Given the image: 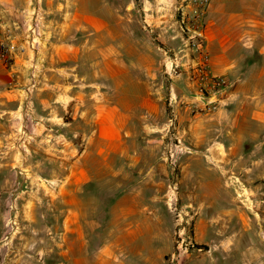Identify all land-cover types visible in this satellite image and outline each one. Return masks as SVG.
Instances as JSON below:
<instances>
[{
    "label": "rangeland",
    "instance_id": "1",
    "mask_svg": "<svg viewBox=\"0 0 264 264\" xmlns=\"http://www.w3.org/2000/svg\"><path fill=\"white\" fill-rule=\"evenodd\" d=\"M110 2L107 11L113 17L115 32L102 47L103 63L95 69L88 67L69 89L79 98L76 110H87L92 115L109 107L124 109L127 123L123 139L112 143L119 148L113 149L115 155L109 156L104 180L83 185L77 197H58L55 192L65 183L61 176L68 171L69 161L85 153L86 139L78 131L82 119H72L66 111L56 119L46 116L47 102L43 97L52 88L36 78L27 85L12 86L20 89L24 97L14 114L9 115L8 143L0 147L2 154H9V181L0 188H9V213L0 217V253H9L13 258L9 264L57 262L67 247L60 244V237L71 206L77 209L74 217L79 224L78 235L89 240L87 245L71 246L72 252L96 251L106 233L108 238H114L111 247L115 252L146 255V259L139 260L141 264H206L212 261L217 247L198 241L194 226L197 210L233 205L234 197L220 196L214 190L242 188L251 183L238 176L236 179L229 168L198 144L199 134L193 131L199 124L212 122L210 113L214 110L206 107L207 102L193 79L192 60L197 53L190 50L181 30L188 22L184 19L182 23V16L184 13L190 16L191 7L184 0ZM18 7L10 17L18 22L21 30L17 29V33L21 42H25V15L30 6ZM156 14L157 21L153 20ZM43 30L44 26L39 31L41 37ZM45 43L44 39L37 50L24 43L30 60L38 65L43 62ZM20 52L24 49L20 48ZM95 59L101 58L94 54L92 60ZM13 60L10 50V61L0 60V65L9 72ZM92 60L88 66L93 64ZM104 72L116 75L108 81ZM0 91H9V76L5 85H0ZM68 137L71 140L67 144L64 139ZM88 151L95 162L100 158L93 156L97 149ZM240 171L244 172L242 168ZM44 176L53 179L45 181ZM239 177L244 179L243 174ZM256 184L260 195H253V199L256 206H262L264 185ZM199 189L209 193L199 195ZM125 192L130 195L120 201L121 208L132 206L134 210L128 219H135L138 225L139 221L150 225L147 232L133 229V235L139 233L135 239L117 238L116 235L125 232L116 229L117 224L127 226L125 214L110 210ZM238 198L240 204L246 201L244 197ZM110 224H115L111 225L113 229ZM229 227L220 229H225V235L229 236ZM218 230L213 229L205 238L220 236ZM180 237L184 240L182 244Z\"/></svg>",
    "mask_w": 264,
    "mask_h": 264
},
{
    "label": "crops",
    "instance_id": "2",
    "mask_svg": "<svg viewBox=\"0 0 264 264\" xmlns=\"http://www.w3.org/2000/svg\"><path fill=\"white\" fill-rule=\"evenodd\" d=\"M28 4L29 0H0V20L5 26L1 37L9 41L14 59L9 64V72L0 65V85H5L9 76V91H0V147L8 143L9 115L14 114L24 97L20 89L12 86L27 85L33 78L48 85L52 90L43 97L47 102L46 116L51 118L52 115L56 119L66 111L72 119H82L78 131L86 139L85 153L69 161L68 171L61 176L65 183L55 192L58 197H77L83 185L105 179L109 156L114 154L113 149L119 148L112 143L123 139L127 123L124 109L109 107L105 112L97 111L92 115L87 110H76L75 102L79 98L69 89L72 81L81 79L80 75L83 76L88 67L95 69L103 63L102 47L108 44L106 38L115 32L113 17L107 11L112 2L41 0L46 48L40 65L30 60L31 54L17 33L18 22L10 17L18 6ZM151 14L150 17L153 16ZM157 15L153 20H158ZM200 33L208 70L212 76L224 77L227 87L221 104L210 113L212 122L199 124L193 131L199 134L198 144L229 168L236 179L251 183L242 185V188L214 190L220 196L234 197L235 204L199 208L194 222L197 239L200 243L217 247L211 255L212 261L208 260L206 264H260V260L262 264L264 205L256 206L257 201L253 198L260 195L256 183L263 182L264 185V0H210ZM20 48L24 52L21 53ZM94 54L101 58L100 61L92 60ZM25 56L28 58L24 59ZM89 60L93 62L90 66L87 65ZM104 75L110 81L116 74L104 72ZM70 140L68 137L64 142L68 144ZM91 149H97L93 156L100 158L96 162L88 151ZM239 174H243L244 179ZM50 177L42 179L49 181L53 179ZM8 181L9 154L4 155L0 151V188L7 186ZM208 193L199 189V195ZM128 195V192L123 193L110 210L125 214L127 226L119 227L117 224L116 229L125 230L124 234L116 235L117 238L135 239L139 233L136 231L138 235H133V229L147 232L150 225L147 221H139L138 225L135 219H128L131 218L128 214L134 210L132 206H124L122 210L120 203L122 199L127 200ZM238 197H244L246 201L240 204ZM67 210L69 218L64 222L60 244L70 247H66L57 262L51 264H129L130 261L141 264L139 260L146 259L144 254L115 252L111 247L114 238H108L106 233L100 242L101 248L96 251L72 252L71 246L87 245L89 240L78 235L79 224L74 217L77 209L71 206ZM2 213H9V188L0 190V217ZM111 225L115 224H110L113 229ZM221 226H230L229 236L225 235V229H220ZM215 228L219 229L220 236L206 239L205 236ZM12 259L9 253H0V264H9Z\"/></svg>",
    "mask_w": 264,
    "mask_h": 264
},
{
    "label": "built area",
    "instance_id": "3",
    "mask_svg": "<svg viewBox=\"0 0 264 264\" xmlns=\"http://www.w3.org/2000/svg\"><path fill=\"white\" fill-rule=\"evenodd\" d=\"M186 6L191 7V15L186 16L184 13L181 22L187 19L184 24V30H181L186 35V44L190 45V50L197 53V58L192 60V75L193 79L199 86V93L207 102L206 107L210 110H215L223 99V94L227 87L226 79L222 76H212L208 70L206 56L201 42L200 28L203 25V18L210 0H184ZM30 8L26 12L24 30L25 45L31 50H37L39 45H42L44 37H41L40 29L44 26L45 18L42 12L41 0H29ZM5 26L0 20V60L3 62L10 61V46L9 41L5 37H1V32ZM40 42V43H39ZM206 93V95H203ZM171 122L168 123L170 127ZM184 242L180 237V244ZM180 254L178 246L177 256ZM174 259V255L172 256Z\"/></svg>",
    "mask_w": 264,
    "mask_h": 264
},
{
    "label": "trees",
    "instance_id": "4",
    "mask_svg": "<svg viewBox=\"0 0 264 264\" xmlns=\"http://www.w3.org/2000/svg\"><path fill=\"white\" fill-rule=\"evenodd\" d=\"M205 246L203 245H197V248H204Z\"/></svg>",
    "mask_w": 264,
    "mask_h": 264
}]
</instances>
